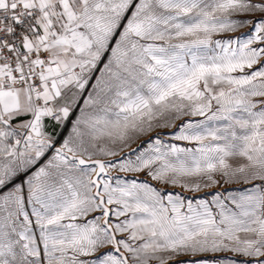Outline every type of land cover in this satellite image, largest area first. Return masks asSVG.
Listing matches in <instances>:
<instances>
[{"label":"snow or ice","instance_id":"6c2138e0","mask_svg":"<svg viewBox=\"0 0 264 264\" xmlns=\"http://www.w3.org/2000/svg\"><path fill=\"white\" fill-rule=\"evenodd\" d=\"M222 260L264 264V0H0V264Z\"/></svg>","mask_w":264,"mask_h":264},{"label":"rangeland","instance_id":"374dc122","mask_svg":"<svg viewBox=\"0 0 264 264\" xmlns=\"http://www.w3.org/2000/svg\"><path fill=\"white\" fill-rule=\"evenodd\" d=\"M186 195H191V194H186ZM202 195V193H201ZM221 255H228V256H231L232 254L231 253H226V254H221ZM237 259H243L242 257H238ZM218 264H234L233 261H228V260H222V261H219Z\"/></svg>","mask_w":264,"mask_h":264}]
</instances>
